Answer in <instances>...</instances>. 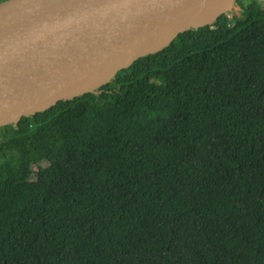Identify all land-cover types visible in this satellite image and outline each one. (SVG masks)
Instances as JSON below:
<instances>
[{
  "label": "trees",
  "instance_id": "trees-1",
  "mask_svg": "<svg viewBox=\"0 0 264 264\" xmlns=\"http://www.w3.org/2000/svg\"><path fill=\"white\" fill-rule=\"evenodd\" d=\"M244 1L0 127V264H264V5Z\"/></svg>",
  "mask_w": 264,
  "mask_h": 264
},
{
  "label": "water",
  "instance_id": "water-1",
  "mask_svg": "<svg viewBox=\"0 0 264 264\" xmlns=\"http://www.w3.org/2000/svg\"><path fill=\"white\" fill-rule=\"evenodd\" d=\"M235 0L0 1V127L93 92Z\"/></svg>",
  "mask_w": 264,
  "mask_h": 264
},
{
  "label": "rangeland",
  "instance_id": "rangeland-1",
  "mask_svg": "<svg viewBox=\"0 0 264 264\" xmlns=\"http://www.w3.org/2000/svg\"><path fill=\"white\" fill-rule=\"evenodd\" d=\"M244 2L246 5L251 4V0H245ZM260 2L264 5L263 0H260ZM240 12H241V6L235 0L232 7L227 11V14H228V16H234V15H239Z\"/></svg>",
  "mask_w": 264,
  "mask_h": 264
}]
</instances>
